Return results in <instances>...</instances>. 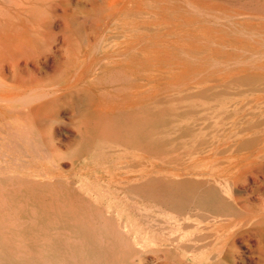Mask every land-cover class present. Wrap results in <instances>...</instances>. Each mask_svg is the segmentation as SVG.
<instances>
[{
	"label": "bare ground",
	"instance_id": "obj_1",
	"mask_svg": "<svg viewBox=\"0 0 264 264\" xmlns=\"http://www.w3.org/2000/svg\"><path fill=\"white\" fill-rule=\"evenodd\" d=\"M0 3L11 16L0 32V73L7 63L18 66L20 59L41 67L43 58L48 63L50 57L62 56L76 43L81 56L100 54L92 56L95 59L89 56L87 65L83 56L84 77L80 74L67 78L69 82L52 84L48 92L57 93L54 98L20 111L18 117L24 119L36 112V125L51 119L59 127L68 106L74 120L77 110L73 100L89 89L88 85V89L82 87L79 81L83 79H79L88 72L109 71L100 85L110 87L111 93L123 92L119 97L116 92L123 106L112 109V124L105 120L109 113L100 111L94 113L97 121L79 128L86 144L77 158L86 161L77 179L65 176L62 170L67 157L60 152L66 145L64 133L63 137L54 134L44 139L39 131L32 133L29 126L11 122L8 114L6 121L0 118V245H59L65 257L58 264H80L82 259L90 264H146L151 257L148 252L158 250L149 248L152 243L182 245L193 252L221 245L218 254L211 253V259H227L239 241L251 244V240L264 237V215L243 218L255 210L252 199L264 200V122L258 120L257 129L251 124L230 132L227 139H218L217 146H201L198 153L206 162L190 172L187 185L158 175L154 161L147 171L135 169L138 161L155 158L158 152L157 105L153 100L157 63L149 39L138 32L143 26L137 20L138 0ZM81 3H85L84 10L78 8ZM151 5L148 16L154 17L153 0ZM151 26L154 21L146 28ZM122 37L123 41L115 42ZM148 47L144 57L143 50ZM123 57L124 63L119 62ZM145 82L149 95L144 97L140 95H145L141 90ZM45 111L50 115L45 116ZM132 149L142 155L132 154ZM182 189L187 195L184 202L176 195ZM181 228L197 230L183 241L175 233ZM69 250L79 263L72 256L69 260ZM152 259L153 264H160L158 254Z\"/></svg>",
	"mask_w": 264,
	"mask_h": 264
},
{
	"label": "rangeland",
	"instance_id": "obj_2",
	"mask_svg": "<svg viewBox=\"0 0 264 264\" xmlns=\"http://www.w3.org/2000/svg\"><path fill=\"white\" fill-rule=\"evenodd\" d=\"M153 1L155 16L150 17L148 7H152L151 0H138L141 7L137 20L143 23L138 32L143 33V39H149L150 50L154 51L157 63L153 73L156 77L153 100L157 105L158 152L155 158L138 161L135 169L147 171L150 162L154 161L158 175L169 176L187 185L190 172L200 169L206 162L198 153L201 146H217L218 139H227L230 132L237 131L240 127L247 128L258 120L264 122V0ZM84 6L85 3H81L78 8L84 10ZM10 18L9 9L0 3V32ZM150 21H154V26L147 29ZM123 40L122 37L115 39V42ZM76 44L69 46L62 56L50 57L48 63L43 58L41 67L32 62L27 64L24 59H20V64L15 65V68L7 63L0 73V118L6 121L4 119L8 114L11 122L29 126L32 133L39 131L44 139L54 134L57 138L63 137L64 133L66 145L60 152L67 157L63 161L62 170L65 176L77 179L82 162L86 161L83 157L77 158L86 144L79 128L82 124L85 126L95 121L94 113L100 111L109 113L105 120L112 124L115 120L112 111L123 106V99L118 98L123 92L113 90L111 93L110 87L100 85L109 71H93L94 75L88 72L89 77L86 73L83 78L86 65L91 60L89 56L95 59L99 53L96 56L89 53L81 56ZM148 51L149 47L144 48V57L148 55ZM83 56L87 59H82ZM125 58L116 60H123L124 63ZM11 62H14L13 59ZM80 62L84 64V68ZM80 74L83 77L79 80H83L79 84L82 87L88 85L89 89L85 86L88 91L81 92L73 100L77 110L74 120L71 108L64 107L66 112L63 113L60 131L59 123L52 122L51 119L36 125L38 114L35 110L34 114L32 112L24 119L18 117L20 111L54 98L57 93L48 92L52 84L64 83L67 78L72 80L73 77H81ZM145 74L144 72V76ZM146 88L148 89V85L145 82L141 86L145 95L140 96L149 95ZM8 102L11 103L8 105ZM44 115L48 116L50 112L45 111ZM257 128V125L253 127ZM131 153L142 155L136 149H132ZM176 195H181V202L187 200L183 189ZM251 201L255 204V210L243 218L264 215V200ZM196 230L181 228L175 233L185 241ZM152 244L149 248L158 250L148 252L151 257L146 264H153L155 254L159 255L160 264H264V237L251 240V244L239 241L227 259H211V253L218 254L221 245L193 252L182 248V245ZM241 254L244 256L243 260L240 258ZM66 255L69 260L73 257L79 263V258L74 256L72 250ZM64 257L65 252L60 250L59 245H0V261L3 264L22 261L31 264H58ZM80 264L90 262L82 259Z\"/></svg>",
	"mask_w": 264,
	"mask_h": 264
}]
</instances>
